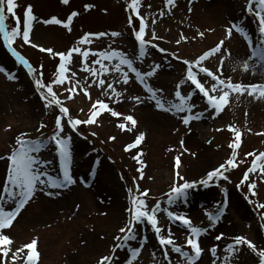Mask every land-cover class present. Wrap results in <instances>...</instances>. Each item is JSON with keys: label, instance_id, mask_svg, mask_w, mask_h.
Returning <instances> with one entry per match:
<instances>
[{"label": "rangeland", "instance_id": "1", "mask_svg": "<svg viewBox=\"0 0 264 264\" xmlns=\"http://www.w3.org/2000/svg\"><path fill=\"white\" fill-rule=\"evenodd\" d=\"M15 2L18 5L15 11L21 18V31L25 6H32L35 19L30 30L31 43L24 44L18 37L13 47L30 60L37 75L33 77L29 74L26 66L16 60L0 38V67L15 77L8 79L5 73H0V157H6L17 146L16 137L21 133L32 140L51 136L55 131V119L61 115L64 125L62 134L70 137L71 174L76 183L65 188L45 189L46 192L57 193L54 196L38 191L17 215L11 227L2 230L12 239L5 264H26L27 249L19 253L15 261L11 255L33 238L37 240L36 247L40 254L37 264H97L100 257L111 254L114 243H120L114 241L113 237L123 235L118 230L129 218L125 211L130 207L127 189L132 188L135 193L136 184H139L141 191L145 188L149 190L146 198L149 209L160 201L161 209L183 213L193 227L205 229L197 237L202 251L192 264H259L257 254L246 245H241L239 252L230 257L225 251L236 236L245 237L258 249L264 248V220L261 219L264 208L256 207V204H264L261 162L257 161V171L250 172L248 179L244 180L245 172L254 159V156L245 154L259 155L264 152V101L263 104H256L257 99L263 97L257 96L259 91L247 88L248 85H264L261 61L250 55L260 48L264 37L259 32L256 16L246 10L247 0H174L173 5H166L165 0H138V11L146 18L145 39H151L142 60L136 59L139 44L135 39V30L139 28V20L129 10V0H69L68 4L61 0ZM86 4L93 7L85 11ZM72 11L78 15L73 17L70 31L62 25L43 23L51 17L66 20ZM5 16L6 26L10 30L14 21L6 11ZM129 17L132 18L131 24ZM233 23L242 28L247 39L234 30L228 35L227 29ZM153 29L155 39H152ZM111 32L120 35L112 37ZM84 33L107 35L91 37V44L78 45L77 41ZM181 35L187 39L182 40ZM177 40H180L179 44ZM220 41L223 44L219 50L205 58L200 67L208 68L226 83L230 81L245 87L239 92L224 89L229 91L228 102L217 113L190 81L185 80L179 90L182 95L192 93L190 103L195 105L193 114H202L200 119L191 120L187 126L181 122L184 113L155 108L143 84L131 72L129 83L125 85L123 82L116 84L119 74L110 71L102 77L105 85L97 88L89 73L81 70V57L76 53H73L67 65L71 71L66 76L70 79L62 85H53L57 96L67 107L68 115L81 121L88 120L93 111L92 104L97 100L104 101L123 115L113 117L103 111L93 123L79 124L77 130L73 131L67 117L60 114L57 106H45L46 101L40 95L42 90L34 84L36 78L42 79L45 84L56 79L59 64L58 56L40 51L41 47L51 48L53 53H66L69 48L77 46L93 50L117 49L133 59L134 67L142 72L159 64L154 75L146 78V83L156 89L157 95L165 102H178L174 93L178 82L186 76V65L173 58L171 53L195 61ZM152 45H158L168 52L161 53ZM94 59V55L88 57L89 67L93 66L91 62ZM218 67L220 71H217ZM73 71L76 72L75 77L71 75ZM125 71L128 70L125 68ZM193 71L210 94H221L219 86L212 91L211 85L215 81L206 73L196 67ZM40 72L43 73L42 77ZM75 81H80V84L76 85L72 98L67 99L69 93L64 89L72 87ZM108 82H113V87L121 92V99L117 100L114 95L110 98L105 93ZM81 87L87 89V96ZM135 95L141 96L143 102L137 104L128 98ZM113 100L117 102L113 103ZM124 115H131L137 121L131 131L118 127L119 123L124 122ZM41 124L44 127L41 128ZM127 124L130 126V122ZM237 131L241 137L238 146L233 149L230 145L235 142ZM140 132L145 134L144 140L137 148L126 151L125 145L133 143ZM181 140L183 148L180 146ZM138 149L144 162L142 168L133 159ZM233 151L236 152L235 166L226 165V170H222L227 180L222 177L214 179L208 186L197 183L196 187L188 190L186 201H178L172 206L166 204V193L177 179L175 157H180L179 172L184 179L198 182L205 179L208 172L226 164L232 158ZM39 157L48 162L45 170L49 174L60 175L54 144L47 143ZM7 167L8 160L0 159V184L5 179ZM138 168L143 173L142 178H139ZM253 182L255 196L248 188L249 183ZM220 207H224V213L217 222L212 223L208 217L215 215ZM157 219L162 229L161 235L166 236L168 229H171L174 243L191 254L190 247L185 245L189 238L188 229L179 221H171L164 211L157 213ZM220 233L224 234L221 239H215ZM128 243L141 249L133 264H167L155 233L147 223L137 225V239ZM213 245L216 246L215 255L210 251ZM168 252L171 264H188L179 254L171 252L170 246ZM115 255V264H126L127 249H117Z\"/></svg>", "mask_w": 264, "mask_h": 264}, {"label": "snow or ice", "instance_id": "2", "mask_svg": "<svg viewBox=\"0 0 264 264\" xmlns=\"http://www.w3.org/2000/svg\"><path fill=\"white\" fill-rule=\"evenodd\" d=\"M62 3L68 4L69 0H61ZM166 5H173L174 0H165ZM138 0H129L128 8L129 10L137 17L139 20V28L135 30V39L139 44V53L136 59H143L147 54V47L151 44V39H145V30H146V18L141 16L138 11ZM18 7L15 0H0V38H2L3 43L6 47H8L12 54L15 56L16 60L21 64L26 66L27 71L33 77L37 75V70L34 68L29 61H27L19 52H17L16 48L13 47L16 38H21L24 44H30V30L32 27V23L35 19L34 14L32 12V6H25L23 12V28L21 31V18L17 15L15 9ZM93 7V5L86 4L84 6L85 11L89 8ZM247 12L252 13L256 16L258 20V27L261 37H264V0H247ZM5 11L11 15L12 20L14 21V26L9 28L6 26V16ZM78 13L76 11H72L66 20H61L56 17H51L48 20H44L43 23H54L57 25H62L69 31L71 30L70 24L73 17L77 16ZM161 16L164 15L163 12L160 13ZM132 23V18L129 17V24ZM153 24H155V20H153ZM236 31L237 33L244 36L247 39V34L243 32L242 28L239 25L233 23L228 29V35H231L232 31ZM202 35V33H198ZM107 35L106 33H84L82 37L77 41L78 45L91 44V37H100ZM112 37L119 36L118 32H111ZM155 31L153 29L152 39H155ZM182 40H186L187 38L181 35ZM177 44L180 43V40L176 41ZM223 44V41H220L218 45L210 49L208 52L203 53L201 56L197 58L195 61H188L182 59L175 55V53H171L173 58L181 60L184 65H186V76L176 85V91L174 96L176 101L178 102H165L161 97L157 95V90L151 87L146 83V78L154 75L156 69L159 68V64L155 65L151 70L148 71H140L137 67H134V60L128 58V56L117 49H106V50H93L91 48H81L80 46L69 48L67 52H57L53 53L51 48L44 49L40 48V51L48 52L49 54H53L59 57V64L56 73V79L52 80L50 83H43L42 79L36 78L34 79V84L36 88L41 89V99L46 101V107L55 105L59 108L60 114L67 117V123L71 127L73 131L77 130V125L79 124H89L93 123L96 117L103 111L109 112L113 117H118L123 115L122 113L115 111L110 108L107 103L104 101H94L92 104L93 111H91V116L88 120H79L73 119L68 115V109L64 106L61 99L57 96V93L53 89V85H62L70 78L66 76V73L71 71L67 65L71 62L73 53L78 54L81 57V65L82 71L88 72L92 77V82L95 83L96 87L99 88L102 85H105V79L103 76H106L110 71L119 74V78L115 80L116 84L129 83V72L134 74V77L137 81H139L144 86V90L150 95L151 101L154 103L155 108L158 110L166 111V112H178L184 113L181 116V122L187 126L191 120L200 119L202 114L195 113L193 114V108L195 105L190 103V97L192 95L189 92L188 95H182L180 86L186 81H190V84L198 90L199 94L206 100L208 106L210 108H214L217 113L222 110V106L227 104V97L229 96V91H225L224 89H229L232 91H242L245 86L240 84H233L230 81L225 82L223 79H220L215 73L210 71L206 67H200V64L205 58L214 54L219 50L220 46ZM33 47H39L38 45L32 44ZM153 47H157L161 53H167L168 50L164 48H159L158 45H152ZM90 55H94L96 59H94L92 63V67L88 66L87 59ZM254 59L260 60L261 67H264V40L261 41L259 51H253L250 54ZM105 61H108L106 64ZM115 61V63H113ZM222 64V61H221ZM98 65V67H96ZM42 69V65L40 66ZM196 67L200 72L206 73L208 77L215 81L211 85V89L214 92L219 86L221 89V94L219 96L210 94L209 90L204 87V85L198 79L197 74L193 71V68ZM245 69H247V63L244 64ZM125 68L128 71H125ZM217 71H220L218 67ZM0 73H5L8 79H15L13 75L7 73L3 67H0ZM39 75L42 77L43 73L40 72ZM72 77L76 76V72H72ZM87 79V77L85 78ZM80 84V81H75L72 84V87L66 88L64 90L68 91L69 96L67 99L72 98V93L76 91V85ZM91 87V84H89ZM248 89H253L259 91L261 95H264V85H248ZM81 90L84 92L85 96L88 95V91L86 88L81 87ZM108 90H111L109 92ZM105 93H108L111 98L113 95L118 99H121V92L117 91L116 88L113 87V82H108L105 88ZM163 91L162 89L160 90ZM249 94H252L250 92ZM130 100H134L137 104L142 103L141 96L135 95L128 97ZM117 100H113V103H116ZM167 103V106H166ZM97 105L99 109H97ZM123 121L118 124V127L122 130L127 129L128 131L132 130L137 123L135 118L131 115H124ZM130 122V126L127 124ZM40 127H44L43 124ZM64 125L61 123V115H58L55 119V131L53 134L46 138H40L36 140L26 139V134L21 133L16 137V147L8 154L6 157H0V159L8 160V167L5 179L2 184H0V264H5V258L9 256L10 248L9 246L12 244V239L9 235L4 234L2 230L8 229L11 227L14 219L21 212V210L25 207V205L34 198L38 191L43 192L45 195L54 196L57 193L54 192H46L45 189L49 188H65L69 185L76 183L73 175L71 174V145H70V137L67 135H63ZM95 135V133H93ZM145 134L140 132L136 137L133 143H129L125 145V150H131L133 148H137L138 145L144 140ZM241 134L237 131L235 134V142L230 145L233 149L238 146L240 141ZM109 139H115L114 137H109ZM52 143L55 146V150L57 153V157L59 160V167L61 170L60 175L53 176L49 174L45 170V166L47 165V161L40 159L39 153L45 148L47 143ZM180 146L183 148V141H180ZM185 152L188 149H184ZM141 151L138 149L137 154L133 157L136 159L138 164L141 165V168L144 166V162L140 159ZM193 156L195 153H191ZM245 155L254 156L251 167L245 172L244 180L248 179L250 172L257 171V161L260 163V171L264 172V152L256 155L254 153H246ZM235 157L236 152H232V158L226 161V164H221L218 168L207 173V177L200 181H187L179 172V166L181 164L180 157H175V165H176V181H174L173 185L170 188V191L166 193L167 200L166 204L168 206H172L176 204L178 201H186L188 196V190L196 187L197 183L208 186L210 181L214 179L223 178L225 180L228 179L227 176L224 175L222 170H226V165L235 166ZM138 172H140V177H143L142 171L138 168ZM135 179V178H134ZM183 181V183H180ZM243 183V181H242ZM249 191L252 192V195L255 196L256 193L253 191L255 188V183H249L248 185ZM129 193L130 199V207L126 208L125 211L129 214V218L126 221V224L119 228L118 233L123 234L117 235L113 237L114 241H120V243H114L111 249V254L102 256L98 260L97 264H115L117 259L115 253L117 249H127V260L126 264H133V261L137 258L140 247H131L129 246V241L137 239V225H142L147 223L155 233V236L158 240V243L162 250V255L167 264H171L169 259L168 247H171V252L177 253L181 258L186 259L188 264H192L193 260L199 256L202 249L198 245L197 237L205 231V229L199 227H193L191 225V221L187 218L183 213L173 212L168 210V208L161 209L160 201H157L150 209L148 207L146 198L148 197L149 190L147 188L141 191L139 184L135 186V193L132 188L127 189ZM250 203L252 201H249ZM79 207L78 205L76 206ZM257 208H264V204H256ZM224 207H220L215 215H209V220L212 223H215L219 220L220 216L224 213ZM160 211H164L167 217L171 221H179L183 226L188 229L189 238L185 241V245L190 247L191 254L187 251L182 250V248L176 245L171 236V229H168V234L161 235V227L158 226L157 213ZM261 219L264 220V213H261ZM223 233H220L215 237V239L219 240L223 236ZM146 240L147 238L144 237ZM246 245L248 249L252 252L256 253L259 257V264H264V248L258 249L255 244L251 241L247 240L245 237L236 236L234 237L233 243L226 246L225 251L229 254L235 252H239L240 246ZM37 240L33 238L29 243L24 244L21 248H17L14 252H12L11 259L15 261L17 259V255L21 253L24 249H27L26 253V264H37L39 260V252L37 250ZM213 255L216 254V246L213 245L210 249ZM155 255V254H154Z\"/></svg>", "mask_w": 264, "mask_h": 264}, {"label": "bare ground", "instance_id": "3", "mask_svg": "<svg viewBox=\"0 0 264 264\" xmlns=\"http://www.w3.org/2000/svg\"><path fill=\"white\" fill-rule=\"evenodd\" d=\"M0 57H2V55H1V50H0ZM4 58V57H3ZM260 65H261V62H260ZM260 68L262 69V70H264V67H261L260 66ZM258 95L257 96H260V97H263V99L261 98H259V99H257V102H256V104L257 105H260V104H263V101H264V95H261V94H259V93H257ZM21 214H23V212L21 213ZM20 214V215H21Z\"/></svg>", "mask_w": 264, "mask_h": 264}]
</instances>
